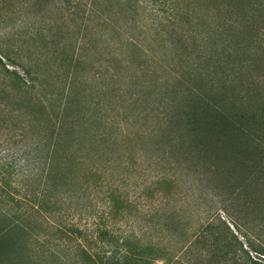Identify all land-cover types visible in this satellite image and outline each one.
Returning a JSON list of instances; mask_svg holds the SVG:
<instances>
[{
    "label": "rangeland",
    "instance_id": "obj_1",
    "mask_svg": "<svg viewBox=\"0 0 264 264\" xmlns=\"http://www.w3.org/2000/svg\"><path fill=\"white\" fill-rule=\"evenodd\" d=\"M225 4L226 0H0V165H7L0 168V178L6 179L3 194L14 199L28 194L25 152L30 143H37L36 133L54 129L62 144L53 182L61 188L56 192L59 202L43 212L45 223L58 220L68 227L74 221L90 230L104 226L145 240L159 239L156 227L164 222L172 234L160 244L181 251L151 264H177L172 259L216 264L214 250L220 243L211 241L210 232L218 227L231 238L227 226L244 250L238 253L237 264H263L264 208L252 203L251 185L240 188L231 201L223 183L218 182V192L208 191L219 177L211 171L194 186L196 193L190 176L180 177L176 184L160 179L168 173L163 172L167 162L176 161L183 171L193 169L194 156L184 153L181 140L170 133L171 125L157 123L161 119L156 84L171 77L176 50L179 57L182 50L191 52V60L198 50H208L201 36L208 37L217 59L225 44L212 31L223 29ZM233 54L226 60L221 56L220 63L225 60L226 65ZM4 66L19 76L6 75ZM79 152L85 162L81 167L93 171L87 177L74 165ZM15 158L19 172L14 177L8 163ZM78 182L87 188L82 197L75 196V204L73 187ZM109 190L128 200L126 221L107 216ZM161 192L170 199L157 216L163 206L155 204V197ZM83 204L82 212L73 214V206ZM206 225L210 229L196 237L198 241L190 242L194 236L181 239L182 231L188 237ZM53 232L48 233L50 238L56 237Z\"/></svg>",
    "mask_w": 264,
    "mask_h": 264
},
{
    "label": "trees",
    "instance_id": "obj_2",
    "mask_svg": "<svg viewBox=\"0 0 264 264\" xmlns=\"http://www.w3.org/2000/svg\"><path fill=\"white\" fill-rule=\"evenodd\" d=\"M227 3L233 9L226 8ZM226 4L221 10L227 16L220 21L223 29L212 31L218 35V42L225 44L220 48L217 59L208 37L203 39L201 36V42L208 50H198L195 60L190 59L191 52L187 54L182 50L179 57L180 50H176L178 61L170 65L171 77L156 81L159 93L155 98L159 110L157 119H161L157 123L164 121L166 126L171 125L170 133L181 140L184 153L194 156L193 169L183 171L178 168L176 161L167 162L163 172L168 171L169 174H162L160 179L165 183L176 184L180 177L190 176L191 188H194L211 171L219 177L212 181L215 187L208 186V191L218 192V182L223 183L222 186L228 188L226 198L232 201L234 194L240 188L245 190L248 184L253 191L252 203L264 208V0H226ZM232 53L234 58L225 65V60L232 57ZM221 56L225 58L222 63ZM4 71L6 75L19 76L15 70L5 66ZM35 138L38 141L28 146L23 165L31 188L28 194L15 199L12 194H3V190L6 191V179L0 178V264H20L21 259L26 264H151L154 259L172 257L181 251L172 252L160 244L172 234L171 226L164 222H159L156 227L157 234L154 235L159 239L145 240L134 237L131 231L122 230L118 233L104 226L90 230L74 221L70 225L72 227L58 220L51 225L45 223L44 210L47 208L51 211V205L59 202L56 192L61 187L53 182V177L58 173L55 165L62 143H59L54 129L40 135L36 133ZM80 155L79 152V159L74 164L78 168L85 165ZM15 162L16 158L8 163L15 171L14 177L19 172ZM5 166L0 165V168L4 169ZM82 171L84 177L93 173L87 166ZM100 177L99 173L97 178ZM86 188V184L79 182L73 187L75 204H78L75 196L82 197L80 193ZM201 190L202 187L198 193ZM194 191L196 193L197 189L194 188ZM106 197L109 202L106 215L113 219H127L129 213H125L124 208L129 206L128 200L112 190L107 192ZM183 198L178 196V200ZM155 199L156 205L163 206L157 209L156 214L160 216V210L168 207L170 198L166 192H161ZM83 206H73V214L77 210L81 213ZM36 215L39 216L35 218ZM86 216L89 215L86 213ZM178 226L175 223L173 227L176 229ZM206 228H199L198 234L194 231L188 237L182 231L181 239L183 242L189 241L194 236L190 242L198 241L196 237L209 231L210 227L206 225ZM225 228L232 239H227L225 231L221 232L218 227L210 232L211 241L215 245L220 243L214 250L219 257L217 263L237 264V255L244 250L240 243L237 245L236 238L227 226ZM19 231L23 233L22 237ZM51 231H54L55 238L48 236ZM95 232L96 236L93 237ZM40 233L45 235L42 240L38 238ZM176 262L183 264L178 259H172V263Z\"/></svg>",
    "mask_w": 264,
    "mask_h": 264
}]
</instances>
